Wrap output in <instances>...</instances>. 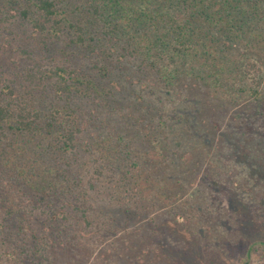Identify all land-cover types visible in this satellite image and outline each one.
<instances>
[{
	"label": "trees",
	"instance_id": "16d2710c",
	"mask_svg": "<svg viewBox=\"0 0 264 264\" xmlns=\"http://www.w3.org/2000/svg\"><path fill=\"white\" fill-rule=\"evenodd\" d=\"M32 11L38 16L31 20L34 30L45 45L67 42L95 55L96 63L93 73L80 74L69 66L49 69L32 59L34 65L25 67L22 78H14L15 69L7 71L0 63V264H51L50 257L59 252H88L116 217H123L122 224L127 213L121 203L126 195L129 200L131 190L144 198L139 200L146 207L154 199L178 195L159 192L155 168L147 166L145 152L136 153L128 139L134 109L107 110L105 118L104 109L86 107L90 100L103 102L106 86H114V71L120 70L114 65L128 61L124 58H144L168 88L190 78L196 89L212 91L219 100L245 97L254 103L256 108L236 114L218 139L198 133V115L169 117L162 109L156 110L158 129L149 126L145 132L139 126L136 131L160 157L174 154L171 135L189 141L183 134H195L198 148L211 154L207 159L213 167L216 148L223 166L242 165L251 157L262 166L253 179L258 185L264 182V131H250V152L243 141V127L264 122L263 69L255 57L264 55V0H0V25L27 19ZM95 120L101 121L98 128ZM97 129L98 135L84 139L86 131ZM89 169L92 176L86 179ZM210 173L216 182L218 174ZM238 181L234 174L228 183L236 187ZM106 189L115 190L117 198L104 197ZM117 203L114 218L109 206ZM183 216L177 220L184 222Z\"/></svg>",
	"mask_w": 264,
	"mask_h": 264
},
{
	"label": "rangeland",
	"instance_id": "374dc122",
	"mask_svg": "<svg viewBox=\"0 0 264 264\" xmlns=\"http://www.w3.org/2000/svg\"><path fill=\"white\" fill-rule=\"evenodd\" d=\"M73 18L75 17H71ZM33 19H38L35 11L27 19L16 17L11 23L0 25V63L7 71L15 69L12 72L14 78L20 77L19 74L22 78L25 67L34 65L32 59L49 69L57 65L69 66L80 74L94 72L95 55H90L84 49L68 47L67 42L59 43L57 47L52 42L45 45L46 40L41 37L40 32L34 30ZM137 57L139 58L136 60L128 57L124 58L128 59L124 63H115L114 66L122 70V73L120 70L114 71L116 83L114 86L108 83L107 96L103 102L90 100L89 103L86 102V107L93 108L96 105L97 110L104 109L105 118L108 117L107 110L115 113L117 110L134 109V119L128 123L132 128L129 134L131 139H128L133 142L136 153L141 151V155H144L145 152L147 166L155 168L157 181L154 184L157 186L161 182L159 192L178 194L170 197L178 200H170L166 195L162 201L154 199L146 207L143 205L144 201H140L144 198H136L131 190L129 200H126V195L121 203L129 220L126 221L128 218L124 216L121 224L120 218L123 217L115 218L119 204H112L109 206V215L115 218V222L88 252H59L55 257H50L53 259L51 264H264V182L258 185L253 179L255 172H260L262 166L251 157L246 161L244 159L245 163L242 165L223 166L220 162L224 161L217 152L219 148H216L217 167H213L207 159L211 154L198 148L199 137L187 133L183 134L185 139L188 136L191 139L182 140L178 134L179 129L175 132L178 136L171 135L173 138L168 140L175 148L174 154L160 157L152 151L151 143L142 139L143 137H137L140 131H136L139 126L145 132H150L149 126L158 129L156 110L162 109L169 117L177 116L178 113L198 115L201 124L198 133L218 139L223 128L234 123L236 114H249L256 108L253 106L255 104L245 97L241 100H219L212 91L202 87L196 89L197 84H192L190 78L188 81L182 80L177 87L168 88L149 63L144 58ZM255 57L261 58V76L264 78V55ZM135 66L140 69L135 70ZM124 72L128 74L125 75ZM191 86L195 88L191 89ZM148 109L150 111L146 114ZM261 109H264V105ZM140 112L142 117L138 115ZM137 119L141 122H137ZM94 122L93 126L96 128L101 126L100 120ZM171 124L178 128L173 122ZM243 128L246 134L243 138L244 150L250 152L253 148L247 141L252 136L250 131L254 128L264 131V122H251ZM100 130L103 129L100 127ZM100 130L86 131L84 139L98 135ZM133 135L137 139L134 140ZM239 144L242 142L239 141ZM234 152L231 153L233 157ZM161 164L164 167L171 165L172 168L161 169ZM87 172L90 169L86 171V179L92 176ZM210 172H213L212 175L218 174L216 182L210 180ZM167 174L170 176L163 177ZM234 174L239 180L236 187L228 183ZM125 188L131 189L128 186ZM112 193L116 194V191L106 189L103 196L117 198ZM19 207L20 204H16V208ZM127 209L130 211L127 212ZM38 211L42 216L43 209ZM144 212L149 217L144 218ZM179 214L184 215V222L177 220ZM150 220L152 222L148 224ZM145 230L147 233H144ZM26 239L32 241L28 236ZM41 241L44 242L43 239L39 240ZM82 255H85L83 261L79 260ZM86 257L89 259L86 260Z\"/></svg>",
	"mask_w": 264,
	"mask_h": 264
}]
</instances>
